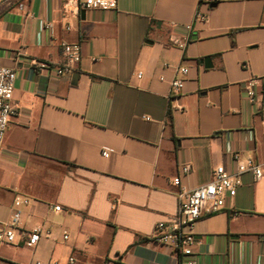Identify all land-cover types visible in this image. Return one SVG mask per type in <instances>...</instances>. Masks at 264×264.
Wrapping results in <instances>:
<instances>
[{"label":"crops","instance_id":"crops-1","mask_svg":"<svg viewBox=\"0 0 264 264\" xmlns=\"http://www.w3.org/2000/svg\"><path fill=\"white\" fill-rule=\"evenodd\" d=\"M67 1L79 0H0V66L17 75L18 110L0 146V221L23 196L24 232L42 227L34 247L23 232L0 244L1 264H178L152 234L179 189L232 171L233 153L264 159V108L243 93L252 77L264 92V0H116L77 16ZM64 42L81 45L73 74L36 71L63 63ZM182 164L192 171L178 188ZM195 234L197 264H264V178L244 174Z\"/></svg>","mask_w":264,"mask_h":264},{"label":"built area","instance_id":"built-area-1","mask_svg":"<svg viewBox=\"0 0 264 264\" xmlns=\"http://www.w3.org/2000/svg\"><path fill=\"white\" fill-rule=\"evenodd\" d=\"M116 0H79L76 4L67 1L64 6L66 16H77L81 10L108 11L116 9ZM72 29L67 24L66 30ZM173 45L179 48L185 47V42L172 37ZM61 53L63 63L53 65L46 61L37 60L33 66L36 71L49 72L57 77L73 74L77 64L81 62L82 52L79 43H62ZM188 68L181 67L177 70L178 77L171 83V95L180 96L185 84ZM140 76V75H139ZM17 75L14 70L0 66V146L3 145L9 122L17 115L18 110L14 104L13 96ZM261 86L259 77L250 78L243 88L244 96L250 102L259 101L264 108V92L258 93ZM104 157L109 152H103ZM233 170L228 171L223 165L216 166L212 170L211 181L198 186L192 191L181 189V177L192 171L190 164L180 166V174L173 180V184L180 188L177 193V211L165 221L158 222L153 230V239L174 250L179 258L178 264H197L194 246L198 240L195 234L196 222L205 215L218 213L226 208L228 199L234 198L238 188L242 185V176L250 173L256 180L264 178V159L256 161L251 157H243L240 153L231 154ZM30 199L16 196L13 201L12 213L7 220L0 221V244L11 245L16 243L17 234L23 232L27 238L25 245L29 248L36 246L42 236V227L35 226L28 232H24L23 216L24 208L30 204ZM61 211V207H55ZM68 239V236H64ZM0 259V264H1ZM74 258L69 263L74 264Z\"/></svg>","mask_w":264,"mask_h":264},{"label":"trees","instance_id":"trees-1","mask_svg":"<svg viewBox=\"0 0 264 264\" xmlns=\"http://www.w3.org/2000/svg\"><path fill=\"white\" fill-rule=\"evenodd\" d=\"M169 122L170 123L172 122V116H171V114H169Z\"/></svg>","mask_w":264,"mask_h":264},{"label":"water","instance_id":"water-1","mask_svg":"<svg viewBox=\"0 0 264 264\" xmlns=\"http://www.w3.org/2000/svg\"><path fill=\"white\" fill-rule=\"evenodd\" d=\"M81 15H82V17H84V15H85V11H82V12H81Z\"/></svg>","mask_w":264,"mask_h":264}]
</instances>
